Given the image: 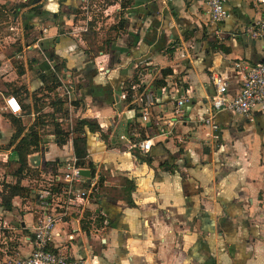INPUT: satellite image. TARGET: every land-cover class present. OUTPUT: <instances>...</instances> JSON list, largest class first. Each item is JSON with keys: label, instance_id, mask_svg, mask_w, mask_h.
I'll return each mask as SVG.
<instances>
[{"label": "crops", "instance_id": "1", "mask_svg": "<svg viewBox=\"0 0 264 264\" xmlns=\"http://www.w3.org/2000/svg\"><path fill=\"white\" fill-rule=\"evenodd\" d=\"M19 1L0 0L13 23L0 33V233L8 247L29 252L36 191L72 153L68 140L54 141L51 120L66 131L67 118L83 117L98 125L85 135L89 193L81 209L55 223L54 243L66 242L84 264H264V117L256 108L247 116L220 108L215 129L202 120L211 111V73L226 79L231 96L241 75L234 63L263 56L262 41L246 31L259 14L255 0H227L221 22L211 21L199 0H106L109 41L96 54L78 34L71 10L78 0L16 7ZM34 4L37 11L27 12ZM120 18L124 30L113 27ZM61 61L59 83L47 89L38 74ZM163 67L170 73L162 76ZM135 71L132 97L121 98ZM160 77L163 84L155 85ZM63 84L76 100L70 106ZM8 95L20 102L17 113L4 105ZM182 95L188 100L177 105ZM59 100L64 113L52 104ZM31 131L38 138L23 149L20 138ZM134 137H149V150L128 148ZM3 258L0 252V264Z\"/></svg>", "mask_w": 264, "mask_h": 264}, {"label": "built area", "instance_id": "2", "mask_svg": "<svg viewBox=\"0 0 264 264\" xmlns=\"http://www.w3.org/2000/svg\"><path fill=\"white\" fill-rule=\"evenodd\" d=\"M199 1L204 4L211 21L221 22L228 16V10L225 6L227 0ZM255 3L259 7V14L246 27V31L250 37L260 39L264 47V0H255ZM86 13V9H83L81 13H74L73 19L77 20L80 16H85ZM81 29L84 30L85 26ZM234 65L241 68V75L239 87L231 96L226 94V79L219 72H212L210 75L214 89L210 96L211 111L202 120L212 129L216 128L212 119L213 114L220 108H229L235 113L245 116L249 115L253 108H256L264 117V52L258 62H235ZM135 86V83L131 85L132 88ZM60 95L70 106L72 92L68 85H62ZM120 97H125L124 91L121 92ZM141 98L144 102L140 116L145 119L147 117L146 106L152 100L149 89L143 91ZM187 100V97L182 95L176 98V104L181 105ZM4 105L13 113L20 110V104L13 95L4 98ZM178 112L179 110L175 108L174 113L177 114ZM66 124L68 141L72 148V138L75 135L74 122L71 118H67ZM151 144L149 137H134L127 141L126 146L146 152ZM75 161L76 156L72 152L70 158L65 162L64 168L52 172L47 178V182L36 191L38 212L31 230V246L28 253L21 254L8 247L6 237L0 233V252L4 254L1 261L3 264H84L82 257L75 256L68 251L66 242L54 243L52 239L55 223L69 216L73 207L81 209L82 202L88 197L89 188L83 185L86 177L79 173V169L82 167L78 166ZM0 226L4 225L0 224ZM65 238L70 240L73 238V234L71 232L65 233Z\"/></svg>", "mask_w": 264, "mask_h": 264}, {"label": "trees", "instance_id": "3", "mask_svg": "<svg viewBox=\"0 0 264 264\" xmlns=\"http://www.w3.org/2000/svg\"><path fill=\"white\" fill-rule=\"evenodd\" d=\"M31 1L33 2V0H22V1H19L20 3L17 4L16 7H21L22 5H26L29 2H31ZM105 2H106V0H105ZM129 2H130V0H126L125 2H123V5L124 4H129ZM71 10H72V12H74L75 8H72ZM36 11H37L36 4L31 5L27 9V12H36ZM6 12H8V6H5V4H0V17L3 16L4 14H6ZM12 12L15 14L16 13V9H13ZM125 24H126V21L123 18H120L116 22V26L114 25L113 27L122 28L124 30ZM90 33H93V31L89 32L87 29H84V30L80 29V31H79L80 37L82 36L81 39L85 42V44L87 46V50H89V52H91L92 54H96V52L98 50H102V49H101V47L99 45H95L94 42H92L89 39V34ZM108 41H109L108 39H103V42H105V43H107ZM210 47L212 49H215L216 47H220L223 50L227 49L224 45L215 44L214 42H210ZM172 51H173V48L168 49L169 53H171ZM63 66H64V63L61 61L60 64L54 65L53 70L48 71V72H40L38 74L40 80L42 81V84L45 85L47 89H52L54 86H56L59 83L58 82L57 73L60 71V68L63 67ZM160 72H161V74L163 76V75H165L167 73H170V68L163 67V68L160 69ZM138 74H139V72L135 71V73L132 74V77L128 80V82L125 84V86L123 88V90L125 92V98H127V99L131 98L132 95H133V88L131 87V84L139 83ZM154 83H155V85H161V84H163V79H161V77L159 79H154ZM72 101H76V100H72ZM19 104H20V102H19ZM52 104H53L55 110L61 111V113L65 112V110L62 108V103H61L60 100L52 102ZM20 107H21V105H20ZM51 116H52V114H51ZM15 119L13 118L14 121H15ZM51 122L53 123L54 132H55L54 141L58 145L64 144L68 140V132L67 131H63L60 128V126H58L59 123L57 121L51 120ZM97 129H98L97 123L95 121L91 120V119H88V118L80 117L74 122L73 130L75 132V135L72 138V152L76 156L75 163L78 166H82L84 164L83 157L86 154V144H85L86 143L85 142V140H86V136H85L86 135V131L93 132V131H95ZM25 137H27V139H25ZM37 138H38L37 134L34 131L26 133L24 137L20 138V142L26 144V146H23L22 148L26 149L27 148V143H33L34 144L36 142ZM23 141H25V142H23ZM45 163H46L45 165L47 167L54 165L53 162L49 161V160H46ZM86 164L90 168L91 175H93V171L94 170H93L92 162L87 161ZM166 168H168V169L171 168L172 169L173 165H170V164L167 163ZM97 177H98V175H97ZM100 181H101V179L98 177L96 179L95 183L96 184H100ZM132 186L133 185L128 182L127 184H125L123 186V191L126 193L128 191V189L132 188Z\"/></svg>", "mask_w": 264, "mask_h": 264}, {"label": "rangeland", "instance_id": "4", "mask_svg": "<svg viewBox=\"0 0 264 264\" xmlns=\"http://www.w3.org/2000/svg\"><path fill=\"white\" fill-rule=\"evenodd\" d=\"M105 5V0H78V2L75 5V11L74 13H81L83 9L87 10V13L85 16H80L79 19H75V22L78 24V28L80 29L85 26V29H87L89 32L93 31V33L89 34V39L94 42L95 45H99L102 50L106 49V46L103 43V39H105L104 35L106 33H110V25H108V22H106L104 12L102 11L103 7ZM13 24L11 22V19L9 15L7 16L4 14L0 17V33L7 29L8 24ZM22 23V22H21ZM21 23H15V26L17 28V31H20ZM99 27V29L95 27ZM63 29V28H61ZM97 30H101L97 33ZM105 30H109V32ZM79 34V33H78ZM19 35V34H18ZM82 37V36H81ZM30 38V36H28ZM27 38V39H28ZM85 43V42H84ZM86 45V44H85Z\"/></svg>", "mask_w": 264, "mask_h": 264}, {"label": "water", "instance_id": "5", "mask_svg": "<svg viewBox=\"0 0 264 264\" xmlns=\"http://www.w3.org/2000/svg\"><path fill=\"white\" fill-rule=\"evenodd\" d=\"M79 173L83 176H85L87 179L89 178V169L87 168H80Z\"/></svg>", "mask_w": 264, "mask_h": 264}]
</instances>
